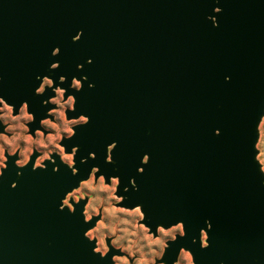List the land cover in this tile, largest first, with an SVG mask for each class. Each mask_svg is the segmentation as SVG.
Instances as JSON below:
<instances>
[{
    "label": "water",
    "instance_id": "obj_1",
    "mask_svg": "<svg viewBox=\"0 0 264 264\" xmlns=\"http://www.w3.org/2000/svg\"><path fill=\"white\" fill-rule=\"evenodd\" d=\"M57 88L85 119L59 142L72 166L5 154L0 264H113L86 202L63 206L93 171L151 233L181 226L162 263L264 264V0H0V101L33 135Z\"/></svg>",
    "mask_w": 264,
    "mask_h": 264
},
{
    "label": "rangeland",
    "instance_id": "obj_2",
    "mask_svg": "<svg viewBox=\"0 0 264 264\" xmlns=\"http://www.w3.org/2000/svg\"><path fill=\"white\" fill-rule=\"evenodd\" d=\"M52 83L45 78L37 93ZM80 83L73 81L72 89H79ZM55 97L50 100L54 109L48 112L51 119L43 120L40 126L43 131L29 134L27 124L32 116L26 112L23 105L17 115L12 114V108L0 101V122L3 132L0 133V171L5 166V154H17L16 165H25L34 151L39 153L35 167L50 158L52 154L59 155L64 163L72 166V156L65 155L59 142L72 135V128L85 122L84 118L67 120L65 112L72 110L73 99L63 98L64 91L54 90ZM255 161L264 176V112L257 125V140L255 143ZM117 179H110L108 184L102 177L95 178L94 171L89 178L81 182L77 189L69 193L63 200V206L72 210L70 202L84 200V217L88 221L97 218L94 227L87 232V238L95 242V251L101 255L108 251L107 243L118 250L121 255L113 257V264H164L161 262L167 242L173 241L175 236L182 234L180 225L163 229L158 227L155 234L142 222L139 208L124 209L120 207L121 198L116 197ZM204 245V242H203ZM174 264H192L189 252L180 251Z\"/></svg>",
    "mask_w": 264,
    "mask_h": 264
},
{
    "label": "bare ground",
    "instance_id": "obj_3",
    "mask_svg": "<svg viewBox=\"0 0 264 264\" xmlns=\"http://www.w3.org/2000/svg\"><path fill=\"white\" fill-rule=\"evenodd\" d=\"M61 160L63 161V159L61 158ZM64 162V161H63Z\"/></svg>",
    "mask_w": 264,
    "mask_h": 264
}]
</instances>
